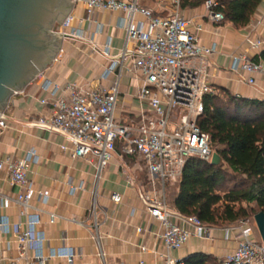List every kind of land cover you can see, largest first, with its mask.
Instances as JSON below:
<instances>
[{
	"label": "built area",
	"instance_id": "1",
	"mask_svg": "<svg viewBox=\"0 0 264 264\" xmlns=\"http://www.w3.org/2000/svg\"><path fill=\"white\" fill-rule=\"evenodd\" d=\"M73 2L83 5L88 22H92L98 11L126 15L125 46L101 76L103 81L111 76L115 79L109 88L45 81L42 90L47 97L41 103L46 106L47 113L31 126L63 136L62 151H70L73 159L82 160L94 169L96 182L108 168L118 147L121 156L138 158L143 163L147 180L146 187L139 185V200L146 213L161 226L160 238L166 249L161 255L162 264H185L184 260L172 258L170 252L183 249L192 237L211 240L212 227L197 217H184L174 212L168 191L171 185L179 182L190 158L212 161L210 138L201 131L199 119L204 112L206 96L215 94L210 84L209 67L217 47L201 45L197 33L191 32L190 22L180 12L183 0H168L171 13L167 16L155 15L139 0ZM205 7L213 22H224L223 14L214 11L217 7L214 0L207 1ZM73 23L71 14L57 27L56 33L62 34L63 41H87L84 32L75 29ZM247 43L251 50L264 52V38L249 37ZM104 54L110 55L108 47ZM231 59V71L245 74L248 86H256L257 76L264 78V61L254 62L244 55ZM124 74H136L143 82L137 98L146 108L132 124H123L116 118ZM5 111L0 114V132L7 128ZM39 163L40 157L34 149L23 159L0 160V171H6L11 186L18 189L14 202L19 215L17 223L0 217V234H12L16 244V255L0 257V264H47L55 258L72 263L76 258V253L69 248L52 250L48 256L44 254L46 235L41 230L42 212L33 204L32 197L35 195L36 201L44 205L49 198L42 192L36 193L29 178L30 168ZM129 184L137 185L136 181ZM69 186L73 193L84 189L83 185L69 183ZM111 200L121 204L122 197L113 194ZM48 215L52 224L59 219L56 214ZM231 231L237 232V247L219 260L220 263L264 264V242L254 239L250 220L226 229V237ZM137 232L141 233L142 229ZM97 248L98 256L103 258L99 242ZM12 250V243L8 242L6 251ZM142 251L146 252V248Z\"/></svg>",
	"mask_w": 264,
	"mask_h": 264
},
{
	"label": "crops",
	"instance_id": "2",
	"mask_svg": "<svg viewBox=\"0 0 264 264\" xmlns=\"http://www.w3.org/2000/svg\"><path fill=\"white\" fill-rule=\"evenodd\" d=\"M139 3L152 9L157 16L171 13L168 0H139ZM182 3L181 15L190 22L189 28L197 33L200 44L217 47L209 67L210 84L215 93L225 89L234 96L264 100L262 76H257L256 86L252 87L245 83V74L233 73L230 68L232 56L244 55L256 62L255 57L261 54L250 49L247 39L264 38V0L251 24L244 29H237L228 22H213L205 4L192 6L191 2H187L184 6ZM71 14L74 17L73 27L82 30L87 41H63L58 59L22 92L12 97L5 111L7 128L0 132V160L23 159L33 149L40 157V163L30 168L29 178L35 192H42L49 198L44 205L36 201L35 195L32 197L33 204L42 212L41 230L46 235L44 254L48 256L52 250L64 248L76 253L72 263L55 258L47 264H162L161 255L166 253V249L160 238L161 226L146 213L139 200V185L147 186L143 163L135 157L121 156L118 147L108 168L96 182L94 169L82 160L73 159L70 151H62L61 146L65 144L63 136L31 126L32 122L47 113L46 106L41 103L47 97L42 90L45 81L59 85L78 83L93 88H109L115 79L111 76L103 81L101 76L125 46L123 27L126 15L98 11L92 22H88L81 4H74ZM107 47L109 56L104 54ZM142 85L136 74H124L116 110V118L121 123L137 122V116L146 108L137 98ZM130 181H136L137 185L131 186ZM69 183L83 185L84 189L73 193ZM17 193L18 189L11 186L7 172L0 171V217L8 218L12 223L19 221L14 202ZM113 194L121 195V204L112 202ZM49 213L59 216L53 224L50 223ZM235 226L237 224L212 227L211 240L192 237L183 249L170 252V255L184 261L196 254L222 260L237 247V232L231 231L227 237L225 232ZM139 228L141 233L137 232ZM8 242L13 246L11 252L6 251ZM98 242L103 258L98 256ZM15 246L12 234H0V257H14ZM143 247L146 252L142 251Z\"/></svg>",
	"mask_w": 264,
	"mask_h": 264
},
{
	"label": "trees",
	"instance_id": "3",
	"mask_svg": "<svg viewBox=\"0 0 264 264\" xmlns=\"http://www.w3.org/2000/svg\"><path fill=\"white\" fill-rule=\"evenodd\" d=\"M211 0H183L192 6ZM215 12L237 29L248 27L263 0H214ZM183 4V3H182ZM264 61V52L257 57ZM210 147L223 160L213 166L190 158L183 170L171 209L184 217H197L210 227H227L264 213V100L246 99L221 89L206 96L199 119ZM185 264H221L206 254H196Z\"/></svg>",
	"mask_w": 264,
	"mask_h": 264
},
{
	"label": "water",
	"instance_id": "4",
	"mask_svg": "<svg viewBox=\"0 0 264 264\" xmlns=\"http://www.w3.org/2000/svg\"><path fill=\"white\" fill-rule=\"evenodd\" d=\"M73 0H0V114L12 97L43 74L62 51L56 29L71 15ZM211 164L223 166L214 153ZM264 242V213L254 216Z\"/></svg>",
	"mask_w": 264,
	"mask_h": 264
},
{
	"label": "rangeland",
	"instance_id": "5",
	"mask_svg": "<svg viewBox=\"0 0 264 264\" xmlns=\"http://www.w3.org/2000/svg\"><path fill=\"white\" fill-rule=\"evenodd\" d=\"M170 188H171V189H169L170 194H169V191H168L169 200L172 199L174 193L176 192V187L175 186H171ZM248 220H250L251 227H252L253 232H254V239H256L260 243L263 242L262 239H261V236L259 234L258 228H257V226L255 224L254 216L250 217Z\"/></svg>",
	"mask_w": 264,
	"mask_h": 264
}]
</instances>
